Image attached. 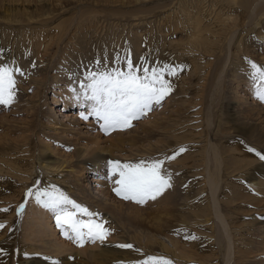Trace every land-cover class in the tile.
Here are the masks:
<instances>
[{
	"label": "rangeland",
	"instance_id": "rangeland-1",
	"mask_svg": "<svg viewBox=\"0 0 264 264\" xmlns=\"http://www.w3.org/2000/svg\"><path fill=\"white\" fill-rule=\"evenodd\" d=\"M208 1L212 7H209L206 20L217 11L229 12L225 0ZM248 1L252 6L253 0ZM178 2L0 0V66L20 70L13 73L16 80L14 101L8 105L0 104V224L5 225L0 229V264H142L148 257L165 258L171 264H225L226 240L221 236L220 220L210 210L214 201L208 181L215 177L218 182L214 186L217 208L222 215L224 213L233 235L234 254L229 248L233 257L230 255L227 264L249 263L244 255L239 258L241 248L246 246L252 252L250 264H264V160L257 155L264 154V120L259 122L248 110V103L255 100L264 105V102L251 91L245 92L246 83L240 82L236 91L244 97L246 94L244 99L248 103L241 105L244 113L237 109L239 112L232 115L227 100L233 98L231 91L234 90L226 87L225 77L243 30L251 29L259 14L255 13L256 9L238 6L231 16H238L240 25L243 18L248 17V25L243 30H233L231 22L224 24L228 31L216 51L218 58L197 55L203 65L204 73L201 74L179 57L187 52V28L174 25L165 32L168 27L162 20ZM245 41L246 38L242 39L241 48H246ZM259 45L262 47L261 42ZM250 46L251 52L246 53L242 61L245 74L253 77L250 62L256 63L257 58L252 54H264V51L253 50V42ZM128 58L141 68H179L177 74L165 71L163 76L169 82L174 78V84L183 82V85L173 88L160 104H153L150 111L133 120L131 127L118 128L107 134L98 128L83 136L56 138L60 130H54L48 115L53 106L50 103L52 95L58 89L55 83L66 80L71 84L91 83L87 79L89 73L114 68L126 72ZM259 66L263 67L264 63ZM245 74L241 76L244 82ZM56 76L59 80H55ZM256 80L260 79L257 77ZM182 102H185L184 106L180 105ZM59 108L58 116L60 113L70 116L77 111V107L63 109V106H56L55 110ZM58 118L63 117L60 114ZM251 126L257 127L254 133L251 129L246 132ZM97 132L106 141L117 133L122 139L119 148H113L111 159L106 158L104 173L100 175L106 179V194L112 208L96 207L95 202L86 207L82 205L83 200L68 192L66 186L46 182V178L52 177L39 160L43 152L49 151L46 144L50 142L49 145L56 149L53 159L60 160L69 155L68 160L72 159L74 168L82 169L83 173L81 167L89 166L85 161L93 153L89 151L80 160L75 156L76 151L81 145L90 143ZM237 146L239 148L235 150ZM213 147L219 155L216 161L212 154L207 156L205 152L206 148ZM179 149L184 151L179 152ZM174 154L175 159H168ZM109 160L131 164L163 161L162 174L171 177V187L155 200L149 199L143 204L125 200L113 190L118 177L111 175ZM86 170L80 181L81 185L89 187L94 174ZM29 190L33 192L32 196L27 195ZM37 192L76 199L75 204L80 202L81 205H77L87 209V213L65 205L73 218L104 223V227L111 230L110 234L103 243L86 239L81 246L65 235V231L73 235L68 225L58 226L59 211L48 208L59 240L74 247V252L58 254L40 242L37 244L32 241L34 236L28 228L30 204L36 200ZM41 199L46 200V197ZM193 236L196 239H192ZM122 244L133 247H118ZM89 248L107 253L97 257L95 253L87 252Z\"/></svg>",
	"mask_w": 264,
	"mask_h": 264
},
{
	"label": "bare ground",
	"instance_id": "bare-ground-1",
	"mask_svg": "<svg viewBox=\"0 0 264 264\" xmlns=\"http://www.w3.org/2000/svg\"><path fill=\"white\" fill-rule=\"evenodd\" d=\"M225 1H226V6H228V8H229V12L217 11L215 14H212L213 17L206 20V17L209 13L208 10L212 7V5L209 3V1L207 3V0H179L176 7L173 10L171 9L172 12L168 13V15H166L162 21H163V23H166L165 26L168 27L167 29H165V32H169V27H171V26L173 27L174 25H176L178 27L183 26V27L187 28V39H186V45H185L187 52L185 53L186 55H181L179 57L181 60L184 61L183 63H186L188 66H191L195 70L196 73L203 74L204 73V70L202 67L203 65L201 66V64H200L201 61H199L200 59L199 60L197 59L198 58L197 55L198 54H202V55L208 54V55L217 57L216 51L218 50V48H220V44H221L220 42L222 41V38L226 37L227 31H228L227 25L224 28V24L231 22L233 30L234 29L235 30H237V29L243 30L244 26L248 25L247 24V22H248L247 18L248 17H244L242 20V25H240L239 24V17L238 16H235V17L231 16V15H233V12H235L236 10L239 9L238 6H240L242 4L244 6L249 7L250 9L252 8V9L257 10V11L255 10V13L259 14V17L256 18L251 29L250 28H248L246 30L244 29L239 40L237 39L238 40L237 50H235V52L232 53L233 57L229 61L230 65L228 64L229 68H228L227 73L225 75L226 83H227L226 87L228 86L227 87L228 89L230 87L231 90L232 89L234 90L233 92L230 90L231 93H233V98H231V99L228 98V100H227L228 111L231 112L232 115H234V114L236 115L239 112V111H236L237 109L244 113V110L242 109L243 107H241V105L248 103V101L244 99L246 97V94L244 97L241 93H239V91H236L237 86L240 85V82H242L243 84L246 83V85L244 84L245 87L243 89L245 90V92L251 91L252 95H254L256 98H257L256 93H257L258 89L264 88V81L256 80L253 77L249 76V74H245V71H243L244 64L242 61L244 59V56L246 55V53L251 52V49L249 50V48L251 47L250 46L251 42H253V44L255 46L254 49L252 48L253 50H258V51H262V52L264 51V0H253L252 6L248 0H225ZM256 6H258L257 7L258 9L255 8ZM250 9H249V11H250ZM211 12H213V11H211ZM225 14H228V15H225ZM228 25H229V27H231L230 24H228ZM244 38L247 39V42L245 41V45H244L246 48H241V47H243V45L241 44V41ZM256 40H258V43H255ZM259 42L262 43V47L259 45ZM252 56L257 58L256 59L257 61L255 64H257L258 66H259V64L264 63V54H252ZM261 68H264V66ZM223 70H225V69H223ZM242 73L245 74V79H246L245 82L243 80V77H241ZM221 78H222V75H221ZM70 79H71V77H70ZM75 79H78L77 76L75 77ZM55 80H59V78L56 76ZM62 83H60V82L55 83L58 86V89L52 95V99L50 102L54 107L52 106L51 111L48 112L49 119L51 118L49 121L53 122L54 130H56V129L60 130V131H57L58 135L56 136V138H58V139H69L71 135H78V136L82 135L83 136L84 133H88L91 130L97 131L98 128H99V130L102 129V126L100 128V125L103 124V122L101 123L100 119H98L95 115L92 114V108L94 106V102L85 98V96H84L85 89H83L81 87L82 84L88 85L90 83H88V82H84V83L77 82L78 84H74V83L71 84L68 80H66ZM170 84H171V87L173 89V88H176L178 85L182 86L183 82L174 84V78H172V80L170 81ZM217 84H218V82H217ZM243 89H242V91H243ZM73 90H75V91H73ZM237 92L240 95L237 94ZM228 94H230V93L228 92ZM226 96L227 95H225V97ZM225 97H223V98H225ZM243 99L245 100V102L243 101ZM248 104H249L248 110H250L251 115H254L256 117V119H258L259 122H262L264 120V105L258 104L257 102H255V100L252 101L251 103H248ZM180 105L184 106L185 102L180 103ZM56 106H59V107L63 106V109H66V108L71 109L72 107H77V111H74V113H72L70 116H68V114L64 115V114L60 113L63 118L59 120L58 117L60 116V114L58 116L57 113L60 112L61 108H59V110L56 111L55 110ZM82 114L87 115L89 118L83 119ZM231 114H228V115H231ZM239 118H241V117H239ZM252 119H254V118H252ZM82 123H84V125ZM237 125H238V123H237ZM247 128L248 129H246V132L249 129H251L252 133H254V130L257 127L251 126V127H247ZM92 135H94V134H92ZM115 135L116 136H114V137L111 136V138L106 141V139L103 138L102 134H100V132H97L96 137L93 136V139H91L90 143H86L84 145V147L81 145V147L79 148L78 151H76V154H75L77 159L84 158L86 153H88L89 151H92V153H93V156L90 159L88 158L85 161L86 166L87 165H89V166L88 167L85 166L86 168H84L83 166L81 167V168H83V173L81 172L82 169L77 171L74 168V166L71 162L72 159L68 160L69 155L66 158L65 157H62V158L59 157L60 160L57 158L58 161H57V159L56 160L53 159L54 151L56 149L52 148L49 145L50 142L47 143L46 147L48 148L49 151L43 152V153L41 152L43 159L41 157H39V160L41 159L40 165L42 166L43 169L46 170V172H48L51 175L50 177H52V178H50L52 180H50L49 178H46L45 181L46 182L51 181V183L54 185L62 184L64 186H66L67 190H68V192H70V194H72L76 198H80L81 200H83L84 203L82 202V205H84V206H86L90 202H91V204H94V202H95L94 205H96V207L99 206L100 208L101 207L106 208V207L110 206L109 208H112L111 207L112 202L111 203L109 202V198L106 194V190H107L105 187V180L106 179L101 178L100 175H102L104 173L103 168H104L105 161L108 159L107 157L114 155L113 154V148H119V146H120V143L122 140L120 137V133H117ZM238 148L239 147L237 146L234 149L236 150ZM206 151L209 154V155L207 154V156H210L212 154L215 158V161H216L217 155H218L217 150H215V148L213 147V148H206L205 152ZM59 154H61V153H59ZM110 159H111V157H110ZM83 163H84V161H83ZM248 163H251V161ZM15 165L18 166L17 164H15ZM86 169H89L90 173L94 174L93 178H91V180H90L91 186L89 185V187L86 184L81 185V181H80V179H81L80 177H83L82 175L85 174V172L87 171ZM210 175H214V173H211ZM93 183H95V185H93ZM208 183H209L211 193H212V197H213V201H214V206H212V209L210 208V210H213L215 212L216 217L220 220L221 226H222V233H221L222 235L221 236H223L224 240H226L225 244L227 246V253L225 255V261H226L225 264H227L229 259H231V257H233L231 255V252H230L231 249H232V253L234 252V244L232 241L233 235H232V232L230 230L229 224L225 222V219L223 217L224 213L222 215V213L217 208V207H219L218 203H217V196H216L217 190H216V187H214L216 183L218 184L216 177L210 178ZM257 183H255V184H257ZM73 196H72V198H73ZM71 200L75 201L76 199L75 200L71 199ZM81 200H79V201H81ZM77 204L81 205L80 202H77ZM69 205L71 206V204H69ZM30 206H31V211H29L30 212V224H29L30 226L28 225V228L30 227V230L32 232L31 233L32 237L34 236L32 241L35 240L36 243L40 242V244L47 246L46 248L48 250H52L53 252H56L58 254L70 252L71 250H73V252H74V249H73L74 247L72 248V246H69L67 243L63 242L62 240H59V237L57 236V233H56V229L54 227L55 225L53 226V224H51V216H50L51 212H49V209L44 207L43 203H38L34 199L32 200ZM41 209H44V212H42ZM202 209H203V207H201V210ZM200 215H197V216L199 217ZM27 224H28V222H27ZM171 243H173V242H171ZM37 244H39V243H37ZM232 245H233V248H232ZM91 248L87 249V252L95 253V255L97 257L103 253H107V251H105V250L93 251ZM167 248H169V247L167 246ZM229 248H231V249H229ZM250 250H251V248L248 246L241 248L242 253H241V256L239 258L241 259L242 255H244L245 258H248L246 261L249 262V263H244V264H250V257L252 255L251 254L252 252L250 253ZM235 253H236V251H235ZM230 255H231V257H230ZM253 262H256V261H253ZM256 264H260V262H258Z\"/></svg>",
	"mask_w": 264,
	"mask_h": 264
},
{
	"label": "snow or ice",
	"instance_id": "snow-or-ice-1",
	"mask_svg": "<svg viewBox=\"0 0 264 264\" xmlns=\"http://www.w3.org/2000/svg\"><path fill=\"white\" fill-rule=\"evenodd\" d=\"M251 63L253 78L257 77L264 81V68L254 62ZM99 64V62H97ZM127 71L114 68L111 71L102 73H89L87 79L91 81L88 85H81L85 89L84 96L94 102L92 114L103 121L102 130L107 134L116 129L131 127L133 120L139 119L146 111H150L153 104L160 102L171 91L169 81L164 79L163 73L168 71L175 75L179 68L150 69L148 67L135 66L131 59H126ZM20 71L18 68L10 66H0V104H11L15 99L14 72ZM142 73V74H141ZM75 91V90H73ZM257 98L264 102V88L258 89ZM83 119H88L87 115L82 114ZM183 152L184 149H179ZM255 151V149H250ZM261 160L264 154L257 153ZM168 159H175V154ZM110 173L118 178L114 181L117 185L113 190L116 195L125 200H134L143 204L147 200H155L167 188L171 187L170 176L162 174L163 161H154L151 164L140 162L137 164L121 163L120 161H110ZM28 196L33 192L29 190ZM46 197V200H42ZM35 198L38 203H43L44 207L59 211L56 217L57 224L61 228L68 225L73 235H65L68 239L83 246L87 240L104 242L111 230L104 227V223L95 221H80L73 218V214L65 209V205L71 204L73 208L87 213V209L81 208L74 201L68 199L63 194L53 195L48 192H37ZM23 211V205H21ZM90 216L91 213H88ZM5 225L0 224V229ZM86 229V231H84ZM196 239V237H191ZM121 248H132L130 244L118 245ZM2 251V249H0ZM142 264H171L165 258L148 257Z\"/></svg>",
	"mask_w": 264,
	"mask_h": 264
}]
</instances>
